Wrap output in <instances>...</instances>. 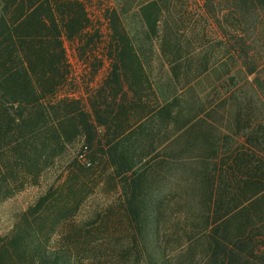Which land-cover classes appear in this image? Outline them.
Segmentation results:
<instances>
[{"label": "rangeland", "instance_id": "374dc122", "mask_svg": "<svg viewBox=\"0 0 264 264\" xmlns=\"http://www.w3.org/2000/svg\"><path fill=\"white\" fill-rule=\"evenodd\" d=\"M34 1L18 0L16 6ZM79 1L90 26L81 42L66 43L72 77L63 91L85 98V105L95 107L101 118L107 109L114 110L112 120L94 135L95 146L100 140L105 143L106 137H126L123 149L135 157V164L121 174L107 167L102 155L93 163L88 153L81 152L85 136L78 137L56 160L43 159L40 171L35 156L28 153L20 158L22 152L11 150L12 146L4 149L0 153V237L44 231L48 247L65 250L69 264H208V236L215 228L204 207L207 201L198 156L212 154L216 140L222 149L232 146L245 137V125L251 127L248 135L258 130L255 123L260 122L264 130V72L257 84L253 81L256 75L248 74L234 54L215 47L219 30L202 16L199 0ZM218 1L215 11L231 10L228 0ZM3 7L4 0H0V9ZM235 17L229 18V25H238ZM113 23L124 29L138 50L140 69L146 76V80L139 79L133 69L127 71L125 99L120 95L112 98L116 90L112 66L101 61ZM249 35V41L261 46L251 32ZM179 44L188 55L181 67L175 58L162 54ZM86 45L88 62L82 57ZM172 99L181 103L184 112L169 124L155 113L140 122L133 118L138 105L149 103L156 109ZM123 107L128 109L125 114L130 116L131 127L122 134L119 114ZM75 157L87 169L82 177L68 173L67 166ZM94 166L99 167L92 171ZM70 182H77L80 189L70 187ZM87 185L90 190L84 189ZM79 194L85 195L81 201ZM129 200L141 216L136 227L126 208ZM220 200L238 204L244 197L236 191L232 200ZM230 222L216 233L224 243L237 235L238 222ZM143 223L147 226H141ZM233 244L228 246L236 248ZM24 247L33 248L30 241Z\"/></svg>", "mask_w": 264, "mask_h": 264}, {"label": "trees", "instance_id": "16d2710c", "mask_svg": "<svg viewBox=\"0 0 264 264\" xmlns=\"http://www.w3.org/2000/svg\"><path fill=\"white\" fill-rule=\"evenodd\" d=\"M17 1L4 0V7L0 9V153L11 146V150L22 152L20 158L30 153L31 157L35 156V166L40 171L43 159L56 160L78 137L85 136L81 152L88 153L93 163L102 155L107 167H114L121 174L132 170L136 159L123 149L126 137H106L105 143L102 140L96 146L94 143L98 128L108 125L114 110L103 111L106 115L101 118L95 107L85 105V98L63 91L72 77L66 43H75V39L81 42L80 37L90 26L83 4L79 0H37L27 6L22 3L16 6ZM199 1L202 16L219 30L215 47L234 54L248 69V74L256 75L253 81L259 84L264 72V0H228L232 12L226 9L215 11L217 0ZM7 10H10L8 18ZM236 15L238 25H229V18L235 20ZM111 30L112 33L105 37L108 50L104 51V60L101 61L103 64L108 61L112 66V82L116 88L112 98L120 95L125 99L127 71L133 69L137 77L145 80L146 76L140 69L138 50L127 38L124 29L113 23ZM250 32L253 38L259 40L258 43L261 42V46L256 47L254 42L249 41ZM88 47H82V57L87 58L85 49ZM182 48L179 44L170 51L162 50V54L175 58L181 67L188 56L182 53ZM92 52L91 55L96 57L95 51ZM226 52L221 51V56H225ZM88 58L85 61L88 62ZM134 95L142 101L140 94ZM258 97L261 98V93ZM180 104L172 99L164 100L156 109L149 103L138 105L133 109V118L140 122L155 113L156 117L165 119L169 124L176 115L183 114ZM121 109L119 117L122 116L123 124L119 128L123 134L131 126L130 116L125 114L128 109ZM176 109H180L178 114H175ZM206 110L205 107L199 113ZM255 124L257 131L248 135L251 127L245 125V137L235 140L232 146L222 149L216 140L212 154L206 158L198 156L199 165L203 168V196L207 201L204 207L207 219L213 221L211 226L215 228L212 234L206 232L209 242L205 255L211 260L208 264L212 261V264H264V137H260L264 130L260 122ZM67 168L69 174L77 172L78 176L86 175L87 169L79 165L76 157ZM96 168L94 166L91 170ZM73 180L77 181V177ZM69 186L80 189L77 182H70ZM89 188L87 185L84 189ZM236 191L244 197L240 203L220 200H232ZM84 196L79 194V201ZM126 208L136 227L142 222L138 207L129 200ZM228 222H238L235 228L237 235L227 237L224 243L216 237V233ZM141 226L146 227L147 224ZM28 233L20 231L9 238L0 237V264H69L65 250L48 247L49 237L44 231H37L32 236ZM28 241L33 247L30 250L24 247ZM232 241L237 243L234 245ZM220 247L223 249L217 255Z\"/></svg>", "mask_w": 264, "mask_h": 264}]
</instances>
